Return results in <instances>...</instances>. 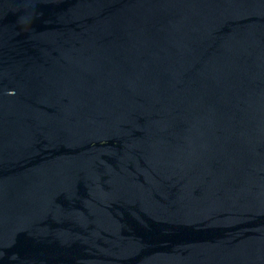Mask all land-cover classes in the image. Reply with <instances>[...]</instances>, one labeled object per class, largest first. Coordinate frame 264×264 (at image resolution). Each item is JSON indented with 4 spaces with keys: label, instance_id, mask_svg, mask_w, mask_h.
I'll use <instances>...</instances> for the list:
<instances>
[{
    "label": "water",
    "instance_id": "obj_1",
    "mask_svg": "<svg viewBox=\"0 0 264 264\" xmlns=\"http://www.w3.org/2000/svg\"><path fill=\"white\" fill-rule=\"evenodd\" d=\"M0 264H264V0H0Z\"/></svg>",
    "mask_w": 264,
    "mask_h": 264
}]
</instances>
